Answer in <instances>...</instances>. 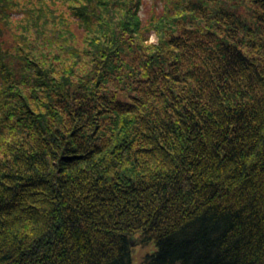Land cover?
I'll return each mask as SVG.
<instances>
[{
    "label": "trees",
    "instance_id": "trees-1",
    "mask_svg": "<svg viewBox=\"0 0 264 264\" xmlns=\"http://www.w3.org/2000/svg\"><path fill=\"white\" fill-rule=\"evenodd\" d=\"M135 236L264 264V0H0V264Z\"/></svg>",
    "mask_w": 264,
    "mask_h": 264
},
{
    "label": "rangeland",
    "instance_id": "rangeland-1",
    "mask_svg": "<svg viewBox=\"0 0 264 264\" xmlns=\"http://www.w3.org/2000/svg\"><path fill=\"white\" fill-rule=\"evenodd\" d=\"M155 37L154 34H150L149 40L147 42L149 43H155ZM156 250V247L154 243H142L138 239V236H135L131 238L130 240V262L131 264H144L145 258L154 252Z\"/></svg>",
    "mask_w": 264,
    "mask_h": 264
}]
</instances>
